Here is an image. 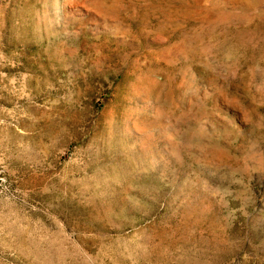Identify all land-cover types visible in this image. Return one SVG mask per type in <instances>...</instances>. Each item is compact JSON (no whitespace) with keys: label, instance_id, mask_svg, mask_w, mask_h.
<instances>
[{"label":"rangeland","instance_id":"obj_1","mask_svg":"<svg viewBox=\"0 0 264 264\" xmlns=\"http://www.w3.org/2000/svg\"><path fill=\"white\" fill-rule=\"evenodd\" d=\"M0 264H264V0H0Z\"/></svg>","mask_w":264,"mask_h":264}]
</instances>
